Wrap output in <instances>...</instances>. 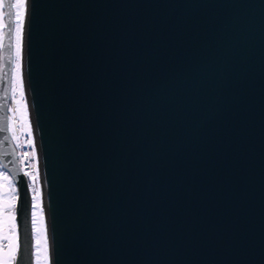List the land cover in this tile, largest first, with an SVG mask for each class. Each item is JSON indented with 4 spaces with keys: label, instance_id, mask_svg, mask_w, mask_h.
<instances>
[{
    "label": "water",
    "instance_id": "water-1",
    "mask_svg": "<svg viewBox=\"0 0 264 264\" xmlns=\"http://www.w3.org/2000/svg\"><path fill=\"white\" fill-rule=\"evenodd\" d=\"M1 46L0 160L35 264L7 27ZM20 63L50 264H264V0H28Z\"/></svg>",
    "mask_w": 264,
    "mask_h": 264
},
{
    "label": "snow or ice",
    "instance_id": "snow-or-ice-1",
    "mask_svg": "<svg viewBox=\"0 0 264 264\" xmlns=\"http://www.w3.org/2000/svg\"><path fill=\"white\" fill-rule=\"evenodd\" d=\"M28 0H0V29L7 27L10 33L15 34L16 39V85L20 94L18 103L25 109L27 105L24 103V80L21 74V52L23 43L24 25L27 17ZM7 8V11H5ZM8 17L10 23L5 24L4 18ZM15 111V109H13ZM2 130V129H0ZM28 154L25 153V156ZM25 176H30L32 184L31 203L29 205L28 215L31 225L37 233L36 238V264H41L40 244L43 238L44 260L43 264H50L48 256V235L47 225L44 218L43 194L36 187V176L25 172ZM0 179L5 181L8 191L5 194L6 199L0 204V212L3 213V225L6 227V234L3 239L7 240V251L4 252L0 248V264H19L18 258L21 253V240L18 224V202L20 201V192L15 184L11 183V178L4 172H0Z\"/></svg>",
    "mask_w": 264,
    "mask_h": 264
},
{
    "label": "built area",
    "instance_id": "built-area-1",
    "mask_svg": "<svg viewBox=\"0 0 264 264\" xmlns=\"http://www.w3.org/2000/svg\"><path fill=\"white\" fill-rule=\"evenodd\" d=\"M24 99L25 102H27L26 94ZM13 109H15V111H12L13 136L16 140L15 147L17 150V157L19 158L20 170L22 169L24 175L25 172L35 175L37 181L42 170L41 157L38 146V137L36 135L35 126L32 122L28 102L26 114L21 111L22 114L18 115L17 107L15 105H13ZM25 153L28 155L25 156ZM26 178L32 183L30 176H26Z\"/></svg>",
    "mask_w": 264,
    "mask_h": 264
},
{
    "label": "flooded vegetation",
    "instance_id": "flooded-vegetation-1",
    "mask_svg": "<svg viewBox=\"0 0 264 264\" xmlns=\"http://www.w3.org/2000/svg\"><path fill=\"white\" fill-rule=\"evenodd\" d=\"M6 18V17H5ZM5 18H4V23H5ZM4 30H5V27L0 29V54H1V49H2V42H3V38H4ZM13 35V57H14V60H13V75H12V80H13V83H12V86L14 84V73H15V67H16V39H15V34L12 33ZM0 61H1V58H0ZM12 89V87H11ZM9 105H8V114H9V125L11 126V121H10V108H11V105H12V91H11V95H10V99H9ZM11 131V129H10ZM0 172H4L6 173L10 178H11V183L12 184H15L16 188L18 189V185H17V182L14 181L13 177L11 174L8 173V171L5 169L3 163L1 162L0 160ZM5 181H3L2 179H0V204H2L3 200L6 199V193L8 191V187L5 186ZM6 234V227L3 225V213L0 212V248L3 249L4 252L7 251V240H4L3 237L4 235ZM33 237L35 238L34 236V229H33ZM35 253H36V248L34 247V241H33V259H34V263H36V259H35Z\"/></svg>",
    "mask_w": 264,
    "mask_h": 264
},
{
    "label": "rangeland",
    "instance_id": "rangeland-1",
    "mask_svg": "<svg viewBox=\"0 0 264 264\" xmlns=\"http://www.w3.org/2000/svg\"><path fill=\"white\" fill-rule=\"evenodd\" d=\"M16 68V67H15ZM21 71V69H20ZM12 104L15 105L17 107V112H18V115L19 114H22L21 111H23V113L25 112V109L22 105H20L18 103V101L20 100V94H19V91L17 90V85H16V71L14 73V84L12 86ZM24 103L27 105V102H25V99H24ZM13 108V106H11L10 108V120L12 119L13 117V114H12V111L11 109ZM12 128V131H13V127L11 126ZM13 134V133H11ZM13 136V135H12ZM13 141H14V136H13ZM16 142V140H15ZM38 189H39V186H36ZM41 192V191H40ZM34 247L36 248V238H37V233L35 232L34 230ZM43 248H44V245H43V238L41 237V244H40V257H41V264H43V260H44V251H43ZM35 259H36V253H35ZM36 264V263H35Z\"/></svg>",
    "mask_w": 264,
    "mask_h": 264
},
{
    "label": "bare ground",
    "instance_id": "bare-ground-1",
    "mask_svg": "<svg viewBox=\"0 0 264 264\" xmlns=\"http://www.w3.org/2000/svg\"><path fill=\"white\" fill-rule=\"evenodd\" d=\"M35 183L39 184V191H41V193L44 194V192H43V180L41 178H39V179H37V181ZM43 207H44V218H45V223H46V213H45V204H44V202H43Z\"/></svg>",
    "mask_w": 264,
    "mask_h": 264
}]
</instances>
